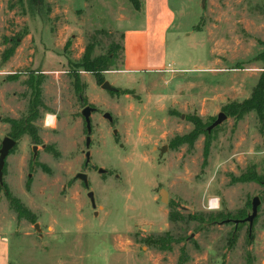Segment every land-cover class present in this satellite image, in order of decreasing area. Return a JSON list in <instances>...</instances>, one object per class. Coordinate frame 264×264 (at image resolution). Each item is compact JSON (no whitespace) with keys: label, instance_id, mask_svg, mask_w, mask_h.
I'll use <instances>...</instances> for the list:
<instances>
[{"label":"rangeland","instance_id":"rangeland-1","mask_svg":"<svg viewBox=\"0 0 264 264\" xmlns=\"http://www.w3.org/2000/svg\"><path fill=\"white\" fill-rule=\"evenodd\" d=\"M135 1L0 0V148L6 136L17 140L0 183L8 263L264 264V127L254 111L224 110L264 76V0H169L170 64L130 72L121 47L125 28L140 23ZM88 47L93 59L114 53L102 82L77 65ZM87 105L97 111L86 166ZM194 117L200 133L178 143ZM26 119L39 139L14 137L11 120ZM254 196L251 232L219 224L246 217ZM157 237L169 248L149 242Z\"/></svg>","mask_w":264,"mask_h":264},{"label":"crops","instance_id":"crops-1","mask_svg":"<svg viewBox=\"0 0 264 264\" xmlns=\"http://www.w3.org/2000/svg\"><path fill=\"white\" fill-rule=\"evenodd\" d=\"M138 25L125 28L123 69L130 72L152 71L170 64L166 54V35L174 20L169 0H139ZM0 238V264L7 260L8 244Z\"/></svg>","mask_w":264,"mask_h":264},{"label":"trees","instance_id":"trees-1","mask_svg":"<svg viewBox=\"0 0 264 264\" xmlns=\"http://www.w3.org/2000/svg\"><path fill=\"white\" fill-rule=\"evenodd\" d=\"M135 5L136 1L132 0ZM137 6V5H136ZM122 50H123V45H122ZM89 47L85 55L83 56V59L81 62H78V66L83 68L84 70L91 71L96 74V78L98 82H102V75L101 72L104 70H109L110 65L113 64L114 60L111 57L110 53L108 57H102L99 56L97 58H91L90 56V51ZM12 53V51H10ZM75 86L77 90H80V78L79 75L75 76ZM42 82V79L38 80V83L40 84ZM41 90H39L40 94ZM37 102L44 106L43 100L39 97L37 98ZM225 112L228 114L234 115L236 117H241L244 113L254 111L255 114L257 115L259 121L262 123V126L264 127V76L261 75L260 78L258 79L256 85L254 86L251 95L243 100L242 102L239 103H231L227 104L224 108ZM30 119H26L22 121L21 125H17L18 123L15 120H11V122L15 123V127L17 128L15 132V138H18L22 135L28 134L30 135L34 140L39 139L38 138V130L37 128H34L31 123ZM193 124H194V129L186 135H183L182 137L177 139L178 143H187L189 145H192L194 139L197 137V135L201 131V123L198 118L194 117L193 119ZM207 154V147H205L204 155L206 156ZM5 169V168H4ZM6 188V194L8 198L11 200V202L15 205L16 211L19 213V215H23L24 213L28 212V209L17 199L15 198L10 190L8 189L7 185H4ZM209 219L214 218L212 214H209L208 217ZM173 219V218H171ZM213 220V219H212ZM200 221H203V217H200ZM151 243L157 245L161 249L169 248V244L165 245V239L164 237H157L153 239H149Z\"/></svg>","mask_w":264,"mask_h":264},{"label":"water","instance_id":"water-1","mask_svg":"<svg viewBox=\"0 0 264 264\" xmlns=\"http://www.w3.org/2000/svg\"><path fill=\"white\" fill-rule=\"evenodd\" d=\"M103 88H106L110 91H118V88L110 85V83L108 81H105L102 84ZM96 111V108L91 106V105H87L83 110H82V115L84 116L85 119V123H86V129H87V137H86V148L87 151L85 153L86 155V166L90 163L91 161V151H90V147L92 144V132H93V126H92V120H91V114ZM105 117L109 118L110 120L112 119V116L109 113H105ZM226 118V115L223 112L218 113L216 119L206 128V130L208 132L211 131V129H213L214 127H216L217 125H219L223 119ZM17 145V140L14 139L11 136H6L3 139L2 142V147L0 148V183H3V177H4V168L6 166V160L8 155L10 154L11 150ZM164 149H160V151L162 152ZM100 173H105L106 170L103 168H99L98 169ZM75 179H80L84 182V185L89 188V179H88V174L86 172H79L76 174ZM88 196L91 199L92 205L93 207H96V201H95V197H94V193L93 191H89L88 192ZM160 197L161 200H165L166 199V193L164 190H160ZM260 200L258 196H254L252 198L251 201V212L247 214L246 217L241 218V219H224L221 220L219 222V224H223V223H227V222H233V224L235 226H237L240 223H248V229L249 232H251L252 226H253V221L255 216L257 215V209L259 206ZM36 227L38 228V224L36 225Z\"/></svg>","mask_w":264,"mask_h":264},{"label":"built area","instance_id":"built-area-1","mask_svg":"<svg viewBox=\"0 0 264 264\" xmlns=\"http://www.w3.org/2000/svg\"><path fill=\"white\" fill-rule=\"evenodd\" d=\"M209 203H210L211 206L214 205V202L212 200Z\"/></svg>","mask_w":264,"mask_h":264},{"label":"flooded vegetation","instance_id":"flooded-vegetation-1","mask_svg":"<svg viewBox=\"0 0 264 264\" xmlns=\"http://www.w3.org/2000/svg\"><path fill=\"white\" fill-rule=\"evenodd\" d=\"M91 106H92V105H91ZM93 107H94V106H93ZM95 108H96V107H95ZM96 111H97V108H96ZM96 111H94V112H96ZM94 112H93V113H94ZM85 124H86V123H85ZM92 166H93V165H92Z\"/></svg>","mask_w":264,"mask_h":264},{"label":"bare ground","instance_id":"bare-ground-1","mask_svg":"<svg viewBox=\"0 0 264 264\" xmlns=\"http://www.w3.org/2000/svg\"><path fill=\"white\" fill-rule=\"evenodd\" d=\"M49 119H50V117H49ZM215 202H216V201H215ZM215 202H214V203H215ZM212 206H214V205H212Z\"/></svg>","mask_w":264,"mask_h":264}]
</instances>
